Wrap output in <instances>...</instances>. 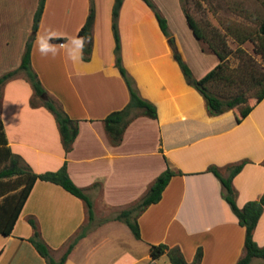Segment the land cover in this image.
<instances>
[{
    "label": "crops",
    "instance_id": "obj_1",
    "mask_svg": "<svg viewBox=\"0 0 264 264\" xmlns=\"http://www.w3.org/2000/svg\"><path fill=\"white\" fill-rule=\"evenodd\" d=\"M114 1L94 0L89 61L74 62L63 47L55 58L42 57L33 44V69L48 95L79 121L72 151L66 153L54 115L44 106L31 105L34 90L23 74L0 91V121L8 147L37 174L57 171L67 163L71 179L93 201L94 225L66 264H161L150 256V245L159 244L179 247L189 263L201 248V264H236L245 252V228L223 198L220 180L208 169L216 166L227 176L229 166L248 160L233 180L237 205L243 208L262 197L264 99L240 123L233 110L211 116L203 96L187 83L153 10L143 0H124L119 16L123 65L141 97L156 105L158 118L139 116L126 129L122 143L113 146L103 120L130 101L116 66ZM154 1L194 76L203 78L219 59H187L185 41L173 29L170 14ZM177 4L182 9L180 0ZM38 5L39 0H0V77L19 68ZM89 9L90 0H47L37 35L54 30L51 43L62 46L79 36ZM196 42L197 56L214 54L203 52L201 42ZM168 166L183 174L172 178L159 203L139 215L138 240L116 217L140 202ZM30 218L59 260L69 240L87 223L88 212L85 203L63 187L38 180L12 235L0 234V264H48L28 241L34 233ZM254 240L264 247V212Z\"/></svg>",
    "mask_w": 264,
    "mask_h": 264
},
{
    "label": "trees",
    "instance_id": "obj_2",
    "mask_svg": "<svg viewBox=\"0 0 264 264\" xmlns=\"http://www.w3.org/2000/svg\"><path fill=\"white\" fill-rule=\"evenodd\" d=\"M143 1L155 13L161 30L171 44L175 58L187 83L203 96L209 114L211 116H219L233 110L237 115V121L239 123L242 122L264 99V71L258 68L256 61L251 58L246 59L242 67L231 69L229 67V47L223 35L213 27H209L210 33H208L189 14L188 10L182 7L188 26L192 30L194 37L200 42L207 43L219 59V64L214 69L203 78L197 79L178 48L167 18L162 14L153 0ZM46 2L47 0H39V5L34 16L32 33L27 41L21 64L16 70L7 72L0 77V91L6 82L23 74L34 90L31 105L33 107L44 106L54 115L61 134L63 147L66 153H69L72 151L73 144L79 134V121L71 119L60 104L48 95L32 65L33 44L39 31ZM123 4L124 0L114 1L112 9V31L115 40L116 66L129 89L130 101L123 109L111 113L103 120L106 133L113 146H119L122 143L126 129L139 116H145L151 119L158 118L156 105L141 97L135 80L129 75L123 65L119 32V16ZM95 21V2L94 0H90L89 15L84 26L79 31V36L87 39V44L83 50L84 61H89L92 54L93 27ZM259 33L260 42L258 50L259 54L264 56V21L261 23ZM216 41L218 44L220 43L222 49H219ZM247 41H254L252 35L240 39V44H244ZM220 85L229 87L232 90L237 88V91L216 92L215 90ZM249 86L259 89L254 96L255 102L253 104H248V97L245 92V89ZM248 162V160H244L239 164L229 166L227 168V176H224L216 166H211L208 169L209 172L213 173L220 180L223 187V198L239 219L240 225L245 228V252L236 264H253L255 260H260L264 263V247H260L254 240L255 230L264 212V194L260 199L247 202L243 208H239L237 205L238 192L233 185L234 178ZM2 164H7L0 170V234L3 236L12 235L25 203L38 180L59 185L85 203L88 212V221L69 240L59 260L54 259L50 246L42 239L35 219H29L34 233L28 241L35 247L37 252L48 264H66L77 244L89 234L94 225L95 211L93 201L85 190L77 186L71 179L67 163L57 171L42 174L34 173L25 161L20 156L12 153L8 147L4 127L0 121V165ZM182 174L181 171H175L168 166L154 181L143 199L133 207L119 213L116 219L125 222L135 238L141 240V230L138 223L139 215L149 206L159 203L172 178ZM165 255L168 256L171 264H201L203 250L199 248L194 261L189 263L179 247H170L166 244L150 245V256L153 260H158Z\"/></svg>",
    "mask_w": 264,
    "mask_h": 264
},
{
    "label": "rangeland",
    "instance_id": "obj_3",
    "mask_svg": "<svg viewBox=\"0 0 264 264\" xmlns=\"http://www.w3.org/2000/svg\"><path fill=\"white\" fill-rule=\"evenodd\" d=\"M154 1V0H153ZM171 16L173 29L185 41L184 49L187 59H218L213 55L197 56L196 49L199 43L188 26L183 9L179 8L177 0H159ZM155 2V1H154ZM181 6L208 33L210 28L218 30L225 38L229 47V67L238 69L246 59H254L258 68L264 71V56L259 54L260 26L264 21V0H180ZM193 35V38H192ZM252 35L254 41L240 44V39ZM210 36V34H209ZM192 41V42H191ZM219 49L220 43L216 41ZM201 49L205 53H212L209 45L201 42ZM229 87L220 85L216 92H229ZM258 88L249 86L245 89L248 104L255 102ZM232 91L236 92L237 88ZM7 164L0 165V170ZM161 264H169L168 257H161Z\"/></svg>",
    "mask_w": 264,
    "mask_h": 264
},
{
    "label": "clouds",
    "instance_id": "obj_4",
    "mask_svg": "<svg viewBox=\"0 0 264 264\" xmlns=\"http://www.w3.org/2000/svg\"><path fill=\"white\" fill-rule=\"evenodd\" d=\"M56 37L54 30H48L44 35H37L34 41V47L36 51L42 57H53L58 55L59 49L63 47L71 60L74 62H80L83 59V50L87 44V39L84 37L73 36L62 46H57L51 43L52 39Z\"/></svg>",
    "mask_w": 264,
    "mask_h": 264
},
{
    "label": "water",
    "instance_id": "obj_5",
    "mask_svg": "<svg viewBox=\"0 0 264 264\" xmlns=\"http://www.w3.org/2000/svg\"><path fill=\"white\" fill-rule=\"evenodd\" d=\"M170 44V43H169ZM170 46H171V44H170Z\"/></svg>",
    "mask_w": 264,
    "mask_h": 264
}]
</instances>
